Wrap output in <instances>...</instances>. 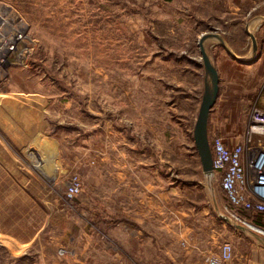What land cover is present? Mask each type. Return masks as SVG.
Here are the masks:
<instances>
[{
    "label": "rangeland",
    "instance_id": "1",
    "mask_svg": "<svg viewBox=\"0 0 264 264\" xmlns=\"http://www.w3.org/2000/svg\"><path fill=\"white\" fill-rule=\"evenodd\" d=\"M0 4L34 47L0 85V264H264V236L220 217L264 232V215L204 175L194 136L217 80L203 146L250 147L264 0Z\"/></svg>",
    "mask_w": 264,
    "mask_h": 264
},
{
    "label": "built area",
    "instance_id": "2",
    "mask_svg": "<svg viewBox=\"0 0 264 264\" xmlns=\"http://www.w3.org/2000/svg\"><path fill=\"white\" fill-rule=\"evenodd\" d=\"M33 50V41L25 21L11 7L0 4V85L10 76L12 68H28ZM247 131L246 142L250 146L247 150L234 147L229 152L220 139L214 142L211 176L215 171H225L222 187L230 200L236 205L242 201L243 194L238 195L233 189L240 185V190L242 186L251 197V204L242 206L253 213H260L264 211V110L251 108ZM243 154L248 161L246 169L249 174H246V179L241 174L238 161L239 155ZM225 166L227 169L224 170ZM78 189V183L73 178L68 196L76 195ZM207 264H220V261L211 260Z\"/></svg>",
    "mask_w": 264,
    "mask_h": 264
},
{
    "label": "water",
    "instance_id": "3",
    "mask_svg": "<svg viewBox=\"0 0 264 264\" xmlns=\"http://www.w3.org/2000/svg\"><path fill=\"white\" fill-rule=\"evenodd\" d=\"M226 51H227V54L230 57H232L236 62L242 63V64H248L249 63L247 61H244V60L240 59L239 57H237L234 53L230 52L229 50H226ZM203 58L205 59V55L204 54H203ZM216 79H217V77H216V74H215V80ZM216 84H217V80L215 82V87H214V91H213L212 97H211L210 101L205 105V107L203 108V110H202V112H201V114H200V116L198 118V121H197V124H196V127H195V133H194L195 144H196V147H197L200 159H201L203 173H204V175L206 177H210L212 175L213 171H212V160L209 157L205 147L203 146V138H204L203 130L205 129L204 125H205V120H206V118L208 116V113H209V111L213 107V104L216 101V97H217V95H216V90H217ZM201 128H202V130H201ZM200 130H201V132L203 134L202 139H201L202 142L200 141ZM220 217L224 221H226L230 226L234 227L235 229H237L239 231H244V226L234 224L229 218H227L225 216L220 215ZM253 227H255V226H253Z\"/></svg>",
    "mask_w": 264,
    "mask_h": 264
},
{
    "label": "bare ground",
    "instance_id": "4",
    "mask_svg": "<svg viewBox=\"0 0 264 264\" xmlns=\"http://www.w3.org/2000/svg\"><path fill=\"white\" fill-rule=\"evenodd\" d=\"M249 31H251V30H249ZM201 130H202V128H201ZM201 130H200V141H201V139H202V132H201ZM202 142V141H201ZM260 230V229H259ZM241 232H249V233H253V234H259V235H261V236H264V232H260V231H258V228H256V227H251V226H249V225H247L246 227L244 226V231H241ZM263 240V239H262Z\"/></svg>",
    "mask_w": 264,
    "mask_h": 264
},
{
    "label": "trees",
    "instance_id": "5",
    "mask_svg": "<svg viewBox=\"0 0 264 264\" xmlns=\"http://www.w3.org/2000/svg\"><path fill=\"white\" fill-rule=\"evenodd\" d=\"M251 213H252L253 217L258 218L259 220L261 218H263V215H264V211L260 212V213H253V212H251ZM256 222L259 223V221L257 219H256Z\"/></svg>",
    "mask_w": 264,
    "mask_h": 264
},
{
    "label": "crops",
    "instance_id": "6",
    "mask_svg": "<svg viewBox=\"0 0 264 264\" xmlns=\"http://www.w3.org/2000/svg\"><path fill=\"white\" fill-rule=\"evenodd\" d=\"M236 55V54H235ZM237 56V55H236ZM237 57H239V56H237ZM239 58H241V57H239ZM241 68H242V66H240Z\"/></svg>",
    "mask_w": 264,
    "mask_h": 264
}]
</instances>
